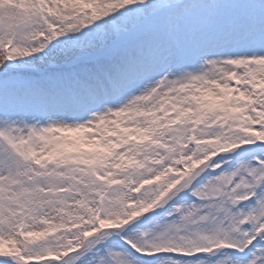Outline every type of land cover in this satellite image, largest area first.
<instances>
[{
  "label": "snow or ice",
  "instance_id": "6c2138e0",
  "mask_svg": "<svg viewBox=\"0 0 264 264\" xmlns=\"http://www.w3.org/2000/svg\"><path fill=\"white\" fill-rule=\"evenodd\" d=\"M0 264H264V0H0Z\"/></svg>",
  "mask_w": 264,
  "mask_h": 264
}]
</instances>
